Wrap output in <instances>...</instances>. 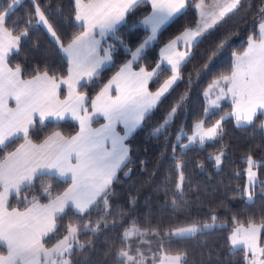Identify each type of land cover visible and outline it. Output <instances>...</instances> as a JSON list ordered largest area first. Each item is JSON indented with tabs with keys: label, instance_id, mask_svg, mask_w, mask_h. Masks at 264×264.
<instances>
[{
	"label": "trees",
	"instance_id": "trees-1",
	"mask_svg": "<svg viewBox=\"0 0 264 264\" xmlns=\"http://www.w3.org/2000/svg\"><path fill=\"white\" fill-rule=\"evenodd\" d=\"M195 1L187 0L186 7L159 29L156 39L145 48L134 66L152 68L158 62L162 44L182 30L195 26ZM11 2L0 0V11ZM36 6L45 14L59 43L37 22ZM261 9H264V0H241L238 11L228 14L200 38L190 49L186 62L181 64L179 79L126 137L128 161L117 169L108 186L107 205L98 198V203L86 213L77 214L75 209H66L56 220L57 230L45 237L46 245L63 237L72 224L78 227L77 239L85 247L80 249L74 244V251L67 256L70 264H121L117 257L122 249L128 250L135 258L143 254L144 264L158 261L162 252L183 254L182 264H246L243 250L232 251L229 235L238 224L264 226L263 115L258 112L252 124L237 126L233 116L226 115L231 111L229 101L221 102L218 108L212 107L206 114L204 91L213 79L231 72L233 53L244 50L250 35L257 36V26L264 20ZM149 10V2L138 4L126 13L114 35H107L104 39L103 44L111 55L110 62L79 86L86 94L87 104L147 36L148 29L140 24V19ZM74 15V0H20L6 21V27L15 28L13 33L20 36L18 50L10 53L8 63L19 66L22 77L42 71L55 76L66 74L67 63L60 45L82 30ZM22 32L27 34L21 35ZM221 43L224 47L217 51ZM169 75L170 69L161 65L157 75L149 80L148 89L154 90ZM174 106L177 111L170 123L155 133ZM221 116H225L221 121L222 131L214 140H206L203 145L197 141L188 148L181 147L194 122L204 121L208 126ZM97 121L99 119H94L93 124ZM77 129L78 124L72 119H47L43 123L36 121L28 135L32 140L40 141L54 130L69 136ZM178 134L181 135L180 141H177ZM22 139L23 135H19L14 142L0 146V160ZM173 145H176L175 151ZM217 155L221 156L219 166L214 159ZM249 156L258 176L250 189L251 200L245 193V169ZM177 164L181 167L177 168ZM181 172L184 174L182 183L179 179ZM69 182L70 179L65 181L59 177L36 178L19 197L15 194L9 196L8 207H26L30 203H26L25 198L29 202L33 197L46 202L49 197L43 186L51 185L54 197ZM178 183H181L179 190ZM212 217H216L215 222ZM203 222H213L215 226L187 239L165 235L175 227ZM131 225L139 227L142 235H133L126 240L124 230ZM258 241L264 245V227H261Z\"/></svg>",
	"mask_w": 264,
	"mask_h": 264
},
{
	"label": "snow or ice",
	"instance_id": "snow-or-ice-1",
	"mask_svg": "<svg viewBox=\"0 0 264 264\" xmlns=\"http://www.w3.org/2000/svg\"><path fill=\"white\" fill-rule=\"evenodd\" d=\"M148 2L151 3L152 13L141 23L150 28L151 35L132 53L133 60L137 59L155 38L157 31L184 8L185 0H75V20L81 22L79 26L84 30L75 35L66 47L61 45L69 68L68 76L59 82L55 75L50 76L47 71L35 75L30 80H22L19 66L15 71L7 67L10 53L13 49L18 50L20 36L13 35L15 28L8 29L6 21L20 0H12L4 11H0V146L14 142L21 133L25 140L15 152L0 160V246L6 245L7 248V255H0V264H70L66 256L72 254L74 244L80 249L85 245L80 244L77 239L78 227L70 224L62 239L51 248L46 247L45 237L57 230L56 220L66 209H75L77 214L86 213L98 203V198L103 199L105 206L107 205L108 186L117 169L128 161L129 150L123 140L179 79L180 66L189 57L190 49L209 29L228 14L238 11L241 6V0H213L210 8L205 9V0H200L197 7L202 9L201 21L195 29H185L161 50L162 58L171 65V77L164 81L157 92L150 93L147 89L148 81L157 75V69H160L161 65L158 64L157 69L151 72L141 68L137 73L131 71L132 61H129L92 101L93 114H102L109 121L102 129L93 130L90 127L92 117L84 107L85 97L74 96V87L79 83L80 77L95 76L101 65L110 59L108 49L102 48L101 39H97V35L100 38L114 35L116 26L124 21L125 13L140 3ZM261 13L264 14V9H261ZM35 15L55 36L56 33L39 6L35 8ZM94 30L98 32L94 33ZM179 41H183L185 45L183 52L174 51ZM223 47L224 44L221 43L217 51ZM101 49L103 56L98 51ZM233 57L231 74L222 76L210 85L209 91L219 87V94L210 103L214 108H218L219 101L230 96L232 112L226 115L234 116L237 126L242 123L252 124L258 111L264 110V22L260 25L258 37L248 38L247 50L242 55L233 53ZM113 83L117 84L115 98L107 96L108 88ZM61 84H66L69 89L68 98L64 101L58 99ZM9 97L16 101L14 110L6 107ZM177 106L171 109L163 124L155 129V133H159L170 123ZM33 113H39L41 123L46 117L64 119L65 113H71L72 118L79 121L80 131L70 139H64L57 132L42 144H33L28 135L33 124ZM205 113H209V108H205ZM224 119L225 116H221L220 120L207 128L204 121L197 122L193 134L187 137L189 143L182 144L181 147L188 148L197 141L203 145L206 140H214L222 131L221 121ZM118 121L124 123L127 129L124 137L115 134L114 124ZM108 139H111L112 143L110 150L103 145V141ZM180 140L181 135L178 134L177 141ZM175 148L176 145H173L174 151ZM73 159L75 163L72 162ZM214 159L219 166L221 156L217 155ZM247 163L248 198L251 200L250 189L256 183L251 156L248 157ZM180 167L181 165L177 164V168ZM40 177H59L65 181L70 179L71 185L63 194L55 197L51 195V185L43 186L44 193L49 197L47 204H39L36 197H33L31 202L25 198V202L31 203V207L23 211L17 208L9 210V196L15 194L19 197L25 187H30L34 179ZM179 179L181 183L184 181L183 172L180 173ZM181 183L177 184L178 190ZM212 220L215 222L216 217H212ZM214 226V223L192 224L165 235L187 239ZM261 227L264 226H256L253 223H249L247 227L241 225L229 236L232 251L245 252L246 264H264V248L259 247L257 243ZM138 234L142 235L138 229L133 228L127 230L124 237L127 240ZM117 259L121 264H142L137 262L128 250L122 249ZM182 260L183 254H164L160 258V264H182Z\"/></svg>",
	"mask_w": 264,
	"mask_h": 264
},
{
	"label": "crops",
	"instance_id": "crops-1",
	"mask_svg": "<svg viewBox=\"0 0 264 264\" xmlns=\"http://www.w3.org/2000/svg\"><path fill=\"white\" fill-rule=\"evenodd\" d=\"M213 0H205V3H204V8L205 9H208L209 7H207V6H209L210 5V3L212 2ZM74 2H75V0H74ZM223 2V1H222ZM186 3H187V0H185V5H184V8L186 7ZM200 3V0H196V2H195V8H196V11H197V20H196V24H195V26L193 27V28H191V29H195V27L197 26V24H198V22H200L201 21V11H202V9H200V8H198L197 7V5ZM149 4H150V10H149V12L147 13V14H145L141 19H140V24L141 25H143L142 23H141V21H143V19L146 17V16H148V15H150L151 13H152V6H151V3L149 2ZM209 4V5H208ZM183 8V9H184ZM183 9H181V11L183 10ZM180 11V12H181ZM178 14V13H177ZM176 14V15H177ZM125 15H126V13H125ZM74 19H75V15H74ZM76 21V20H75ZM77 23H81V22H78V21H76ZM123 22V21H122ZM121 22V23H122ZM120 23V24H121ZM120 24H118V25H120ZM117 25V26H118ZM116 26V27H117ZM144 27H146L145 25H143ZM164 26V25H163ZM147 28V27H146ZM148 29V34H147V36L131 51V56H130V58L126 61V62H124L123 64H121L119 67H118V69L110 76V78L106 81V83L102 86V88L97 92V93H95L94 95H93V97L91 98V101H90V103L89 104H87L86 103V94L82 91V90H80L79 89V86H80V84L81 83H83V82H86V81H88V80H90L91 78H89V77H87V76H83V77H80L79 78V83H77L76 85H75V87H74V96H78V95H82V96H84L85 97V105H84V107H86L88 110H89V112H88V114H89V116H91L92 117V119H91V122H90V127L93 129V130H96V129H102L105 125H107L108 123H109V121L102 115V114H99V113H96V114H93V112H92V101L93 100H95L96 99V97L105 89V86L106 85H108L109 84V81H111L112 79H113V77H115L116 75H117V73H119L120 72V70H121V68L122 67H124V65L125 64H127L129 61H132V64H131V71L132 72H139L140 71V69L141 68H144L145 69V71L146 72H151V71H153V69H157V65L159 64V65H165L166 67H168L169 69H171V65H169L168 63H167V61L166 60H164L163 58H162V56H161V50L162 49H165L168 45H169V43L171 42V41H173V40H175L178 36H180L184 31H185V29L184 30H182L181 32H179L178 34H176L173 38H171L170 40H168V41H166L164 44H162L161 45V47L159 48V58H158V62H157V64L156 65H154L152 68H150V69H147V68H145V67H143V66H134V62L138 59H135V60H133V57H132V53L133 52H135V50H136V48L137 47H139V45L141 44V43H143V41L149 36V35H151V30H150V28H147ZM84 29L82 28V30L78 33V34H76V35H79L82 31H83ZM159 31V30H158ZM158 31H157V33H158ZM48 32V31H47ZM96 32H98V30H94V33H96ZM157 33H156V35H157ZM48 34H49V32H48ZM13 35L14 36H18L17 34H14L13 33ZM156 35H155V38L152 40V41H150V43L148 44V45H150L155 39H156ZM107 36V35H106ZM106 36L104 37V38H100L98 35H97V39H101V43H102V48H106L105 46H104V44H103V41H104V39L106 38ZM51 37V36H50ZM71 41V40H70ZM70 41H68L67 43H65V44H62L63 46H67V44L70 42ZM147 45V46H148ZM146 46V47H147ZM145 47V48H146ZM107 49V48H106ZM14 50V49H13ZM12 50V51H13ZM145 50V49H144ZM143 50V51H144ZM244 50H245V47H244ZM242 51V52H240V53H236V55H242L245 51ZM60 51H61V54H62V56L65 58V60H66V63H67V71H66V74H64L63 76H56L57 77V82H59V80L60 79H64V78H66L67 76H68V68H69V63H68V59H67V56H66V54L65 53H63L62 52V50H61V45H60ZM99 51V54L101 55V56H103V50L101 49V50H98ZM143 51L141 52V54L143 53ZM174 51H179V52H183V51H185V45H184V43H183V41H179L178 43H177V45H176V47H175V49H174ZM109 52V51H108ZM140 54V55H141ZM109 56H110V59H108V60H106L102 65H101V67H100V69H98V72L105 66V65H107L109 62H110V60H111V55H110V53H109ZM233 60H234V57H233ZM7 67L8 68H10V69H12L13 71H15V69H16V67H14V66H11L9 63H8V58H7ZM45 71H42V72H38V73H36V74H34V75H32V76H29V77H22L21 75H20V79H22V80H30V79H32L35 75H37V74H42V73H44ZM97 72V73H98ZM49 74V73H48ZM231 74V72L228 74V75H230ZM50 76H52V74H49ZM171 75H172V73H171V70H170V75L165 79V80H167L168 78H170L171 77ZM94 77V76H93ZM164 80V81H165ZM164 81L157 87V88H155L154 90H150V89H148V84H147V89H148V91L150 92V93H155V92H157V90H159L160 89V87L163 85V83H164ZM149 82V81H148ZM221 85H223V82L221 83ZM121 87H123V85L121 84ZM68 95H69V89H68V86L66 85V84H61L60 85V89L58 90V99L60 100V101H64L65 99H67L68 98ZM117 95V84L116 83H113V84H111V86L108 88V91H107V96L108 97H112V98H115V96ZM225 101H229L230 103H231V106H232V102H231V97L230 96H228V97H226V98H223ZM16 101H15V99L14 98H11V97H9L8 99H7V104H6V107L8 108V109H15L16 108ZM81 115H83V113H81ZM64 118H69V119H72V120H74L73 118H72V116H71V113H65V116H64ZM32 119H33V124L32 125H34V123L36 122V121H40V116H39V113H33V116H32ZM47 119H54V120H61V119H57V118H55V117H46L45 119H44V121L45 120H47ZM94 119H99V121H97V123H95V124H93V120ZM234 119V118H233ZM77 124H78V129H77V131L75 132V133H73V134H71V135H65V134H63V133H61L60 131H58V130H54V131H52V132H50L47 136H45L43 139H41L40 141H34V140H32V139H30L31 140V142L33 143V144H36V145H39V144H42L49 136H52L54 133H60V135L64 138V139H70L71 137H73V136H75V135H77L78 133H79V131H80V125H79V121L78 120H74ZM140 123H141V121H140ZM140 123H139V125H140ZM138 125V126H139ZM137 126V127H138ZM136 127V128H137ZM135 128V129H136ZM134 129V130H135ZM133 130V131H134ZM114 131H115V134L117 135V136H120V137H124L125 136V133H126V131H127V129H126V127H125V124L124 123H122V122H116L115 124H114ZM132 131V132H133ZM132 132H130V133H128V135L127 136H129ZM19 135H23L22 133L21 134H19ZM126 139V138H125ZM125 139L123 140V144L124 145H126L125 144ZM25 143V140L24 139H22L21 141H19L18 142V144L12 149V150H10L4 157H6L9 153H12V152H15L16 151V149L17 148H19L22 144H24ZM103 145H104V147L106 148V149H111V147H112V143H111V139H108V140H105V141H103ZM3 157V158H4ZM3 158L1 159V160H3ZM73 163H75V160L73 159V161H72ZM70 185H71V180H70V182H69V184L67 185V187L61 192V193H59V194H57V195H61V194H63V192L64 191H66L69 187H70ZM0 191H2V188H0ZM56 195V196H57ZM55 197V196H54ZM39 204H41V205H43V204H47L48 202H49V200L48 201H46V202H39V201H37ZM27 207H31V203L30 204H28L26 207H24V208H17L18 210H20V211H23L25 208H27ZM12 208H16V207H9V210H11ZM56 244V243H55ZM54 245V243L52 244V245H50V246H48V248H51L52 246ZM3 247V250L2 251H0V255H7V248H6V245H3L2 246Z\"/></svg>",
	"mask_w": 264,
	"mask_h": 264
},
{
	"label": "rangeland",
	"instance_id": "rangeland-1",
	"mask_svg": "<svg viewBox=\"0 0 264 264\" xmlns=\"http://www.w3.org/2000/svg\"><path fill=\"white\" fill-rule=\"evenodd\" d=\"M222 1H223V0H221V2H222ZM195 2H196V1H195ZM212 2H213V1H212ZM212 2L210 3V5L208 4L209 6H207V7L210 8ZM194 6H195V3H194ZM37 22L40 23L38 17H37ZM262 22H264V20L260 21V23H259L258 26H257V36H256V37H258V35H259V32H260V25H261ZM40 24L43 25L42 23H40ZM43 27L48 31L47 26L43 25ZM52 29H53V28H52ZM53 31H54V30H53ZM48 32H49V31H48ZM54 32H55V31H54ZM49 35H50L51 38L54 39L55 41L58 40V39H57V36H56V35L53 36L51 32H49ZM250 36L255 37L254 35H250ZM250 36H249V37H250ZM249 37H248V38H249ZM248 38H247V41H246V44H245V50H244V51H246L247 48H248ZM126 61H127V60H126ZM126 61H125V62H126ZM221 77H222V76L213 79V80H212V81L206 86V88H205V91H204L205 95H206V92L208 93V95H206V98H207V101H206L207 106H206V107L209 108V110L213 107V106L211 105L210 101L215 100V99H216V96L219 94V87L214 88V89H212L211 91H209V87H210V85H212L213 81L219 80ZM109 78H110V77H109ZM109 78H108V79H109ZM108 79H107V80H108ZM107 80H106V81H107ZM106 81L102 84V86L106 83ZM221 83H222V81H221ZM102 86L99 88V90L102 88ZM220 86L222 87L223 85L220 84ZM99 90H98V91H99ZM98 91H97V92H98ZM97 92H96V93H97ZM93 95H94V94H93ZM92 97H93V96H92ZM92 97H91V98H92ZM90 101H91V99L88 101V104L90 103ZM223 101H225V100H224V99H221V100L219 101V104H220L221 102H223ZM231 112H232V106H231V111H230V113H231ZM258 112L262 113V115H263V128H264V110H260V111H258ZM233 118H234V119H233L234 122L237 123V122H236V119H235L234 116H233ZM218 120H219V119H218ZM216 121H217V120H216ZM216 121H215V122H216ZM198 122H199V121H198ZM215 122H213L211 125H208V126L204 125V126H205V128H207V127H211L212 125L215 124ZM196 123H197V122H194V123H193L192 128H191V132L187 135V137H188V136H191V135L193 134V132H194V126L196 125ZM242 124H243V123H242ZM188 143H189V142H188V140H187V141H186L185 143H183V144H188ZM248 167H249V165H248V163H247V165H246V169H245V175H246V179H245V193H246L247 195H248V187H249L248 172H247ZM252 170L256 173V181H257L258 176H257V172H256V169H255L254 166L252 167ZM205 223L213 224V222L192 223V224L203 225V224H205ZM192 224H188V225H183V226L175 227V228H173V229L170 231V233H171L172 231H175V230L179 229V228L188 227V226H190V225H192ZM253 224H255L256 226H261V224H258V223H253ZM241 225H243L244 227H247V226H248V225H245V224H238V225H235V226L233 227V229L231 230L230 235H231V233L233 232V230H234L235 228H238V227H240ZM133 228H136V229L140 230L139 227L134 226V225H131V226H129L127 229L124 230V234H125V232H126L127 230H130V229H133ZM66 234H67V233H66ZM66 234H65V235H66ZM230 235H229V236H230ZM62 238H63V237L59 238L58 240H60V239H62ZM58 240L54 241L53 243H54V244L57 243ZM53 243H51V244H49V245H46V244H45V246L48 247V246L52 245ZM257 243H258V246H259V247L264 248V245H260V244H259V241H258ZM164 254H168V255H176V254H172V253H163V252H162L161 255H160V258H161V256L164 255ZM249 256H250V254H249ZM66 258H67V256H66ZM144 258H145V256L142 254V255L136 257L135 260H136L137 262H142V264H144ZM67 259H68V258H67ZM152 260H154V259L152 258ZM155 261H156V260H155ZM155 261H151V262L148 263V264H160V259H159L158 261H156V262H155ZM148 262H149V261H148Z\"/></svg>",
	"mask_w": 264,
	"mask_h": 264
}]
</instances>
